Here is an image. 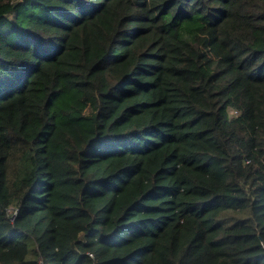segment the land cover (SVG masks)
<instances>
[{
    "label": "trees",
    "instance_id": "16d2710c",
    "mask_svg": "<svg viewBox=\"0 0 264 264\" xmlns=\"http://www.w3.org/2000/svg\"><path fill=\"white\" fill-rule=\"evenodd\" d=\"M0 264H264V0H0Z\"/></svg>",
    "mask_w": 264,
    "mask_h": 264
},
{
    "label": "built area",
    "instance_id": "2783aa9c",
    "mask_svg": "<svg viewBox=\"0 0 264 264\" xmlns=\"http://www.w3.org/2000/svg\"><path fill=\"white\" fill-rule=\"evenodd\" d=\"M89 255H91V254L89 253Z\"/></svg>",
    "mask_w": 264,
    "mask_h": 264
}]
</instances>
